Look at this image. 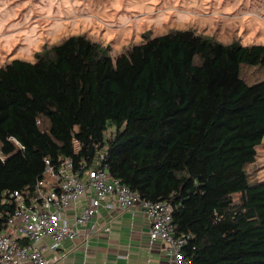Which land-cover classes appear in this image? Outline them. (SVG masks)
<instances>
[{
  "label": "trees",
  "instance_id": "1",
  "mask_svg": "<svg viewBox=\"0 0 264 264\" xmlns=\"http://www.w3.org/2000/svg\"><path fill=\"white\" fill-rule=\"evenodd\" d=\"M264 45L195 30L146 37L112 57L83 35L0 67V233L45 160L71 157L141 198L168 201L192 264H264V183L247 167L264 140ZM113 127L112 132L109 127Z\"/></svg>",
  "mask_w": 264,
  "mask_h": 264
},
{
  "label": "rangeland",
  "instance_id": "2",
  "mask_svg": "<svg viewBox=\"0 0 264 264\" xmlns=\"http://www.w3.org/2000/svg\"><path fill=\"white\" fill-rule=\"evenodd\" d=\"M188 29L225 44L264 45V0H0V67L34 62L71 36H86L116 57L146 37ZM245 77L254 82L264 74L248 70ZM247 170L252 183H264V140Z\"/></svg>",
  "mask_w": 264,
  "mask_h": 264
},
{
  "label": "built area",
  "instance_id": "3",
  "mask_svg": "<svg viewBox=\"0 0 264 264\" xmlns=\"http://www.w3.org/2000/svg\"><path fill=\"white\" fill-rule=\"evenodd\" d=\"M105 156L100 152L91 167L83 163L77 167L71 157H63L58 164L46 159L44 178L37 182L32 198L18 191L10 194L17 207L9 218L8 231L0 233V264H52L58 258L49 257L48 252L57 253L65 240H75L101 207L131 210L137 206L151 222L150 240L165 243L173 264H192L183 252L190 235H175L172 204L143 199L113 178L102 163ZM86 197L89 202L71 225L68 211Z\"/></svg>",
  "mask_w": 264,
  "mask_h": 264
},
{
  "label": "crops",
  "instance_id": "4",
  "mask_svg": "<svg viewBox=\"0 0 264 264\" xmlns=\"http://www.w3.org/2000/svg\"><path fill=\"white\" fill-rule=\"evenodd\" d=\"M88 202V197L82 198L68 211L71 225ZM150 229L151 222L140 206L131 210L101 207L75 240H65L57 253L48 252L49 257L58 258L52 264H173L165 243L150 240Z\"/></svg>",
  "mask_w": 264,
  "mask_h": 264
}]
</instances>
